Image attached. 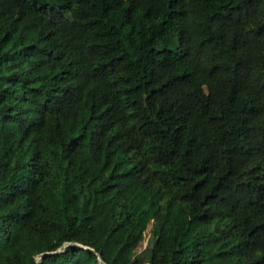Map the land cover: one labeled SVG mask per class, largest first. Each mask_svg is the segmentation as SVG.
Masks as SVG:
<instances>
[{"label": "trees", "instance_id": "trees-1", "mask_svg": "<svg viewBox=\"0 0 264 264\" xmlns=\"http://www.w3.org/2000/svg\"><path fill=\"white\" fill-rule=\"evenodd\" d=\"M65 242L264 264V0H0V264Z\"/></svg>", "mask_w": 264, "mask_h": 264}, {"label": "rangeland", "instance_id": "rangeland-1", "mask_svg": "<svg viewBox=\"0 0 264 264\" xmlns=\"http://www.w3.org/2000/svg\"><path fill=\"white\" fill-rule=\"evenodd\" d=\"M152 228H153L152 222L150 221L147 224L145 231L142 233L141 240L138 242V244L136 245L134 249L136 253H140L148 247L150 240H151ZM144 264H148V263H144Z\"/></svg>", "mask_w": 264, "mask_h": 264}, {"label": "water", "instance_id": "water-1", "mask_svg": "<svg viewBox=\"0 0 264 264\" xmlns=\"http://www.w3.org/2000/svg\"><path fill=\"white\" fill-rule=\"evenodd\" d=\"M68 245H78V246H81V247H84V248H87V249H90V250L94 251V252L96 253L98 263H99V264H106V263L102 260L100 254L97 253L93 248H89V247H87V246L81 245V244H79V243H74V242H65V243H63V244H62L57 250H55V251L44 252V253L38 254V255L35 257V258H36V261L38 262V260H39L42 256H44V255H48V254H53V253L61 252V251H63V250L66 248V246H68ZM37 264H38V263H37Z\"/></svg>", "mask_w": 264, "mask_h": 264}]
</instances>
